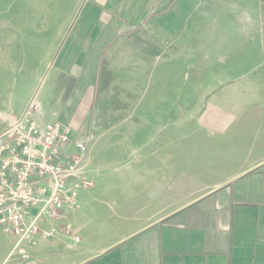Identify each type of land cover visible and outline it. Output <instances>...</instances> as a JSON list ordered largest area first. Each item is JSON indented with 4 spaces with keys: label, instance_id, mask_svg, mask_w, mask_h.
Returning a JSON list of instances; mask_svg holds the SVG:
<instances>
[{
    "label": "crops",
    "instance_id": "0c3cea01",
    "mask_svg": "<svg viewBox=\"0 0 264 264\" xmlns=\"http://www.w3.org/2000/svg\"><path fill=\"white\" fill-rule=\"evenodd\" d=\"M133 1L114 6L120 20L115 19L116 26L128 38V46L144 56L163 51V45L154 43L148 33L123 27L121 19L136 14L135 22L147 20L144 24L150 17L157 23L190 24L196 5V0H146L133 9ZM150 1L155 7L152 13ZM254 15L242 11L232 22L238 29L211 35L209 40L221 41L215 50L208 49L211 57L220 56L210 59L213 70L218 65L228 71H234L235 65L246 66L248 74L264 66V34L258 31L263 23ZM95 25L67 55L75 60L84 57L87 74L98 63L92 39L98 34ZM67 37L60 38L56 57ZM50 40L40 45L46 56L29 53L25 59L0 52V136L34 98L41 107L36 115L40 124L61 123L53 115L46 116L40 100L53 68ZM123 51L111 56L131 54ZM191 69L196 71V66ZM102 70L111 75L108 67ZM205 70L209 71L208 65ZM71 71L72 67L65 68V73ZM236 80L221 81L225 84L221 90L229 86V91L206 94L199 104L201 111L187 114V120L180 118L179 103L175 112V96L171 103L159 91L166 88L162 83L146 84L144 94L126 99L118 108L125 115L112 119L115 126H125V148H112L110 152L117 150V154L99 166L89 162L94 186L80 190V208L68 215L65 224L72 226V236L61 225L57 240L29 250V262L11 255L14 245L0 242V264H264V78ZM173 85V94L186 88ZM249 87L254 88L252 93L242 91ZM188 97L194 99L191 90ZM170 107L172 115L166 111ZM166 121H172L171 126L166 128Z\"/></svg>",
    "mask_w": 264,
    "mask_h": 264
},
{
    "label": "rangeland",
    "instance_id": "374dc122",
    "mask_svg": "<svg viewBox=\"0 0 264 264\" xmlns=\"http://www.w3.org/2000/svg\"><path fill=\"white\" fill-rule=\"evenodd\" d=\"M145 1L134 0L133 9L137 5H144ZM118 2L123 0H0V52L9 55L17 53L21 58L24 55L25 59L29 53L45 55V52L40 51V45L44 44L47 38H51L54 62L45 81L46 95L41 93L40 97L43 110L46 116L53 115L59 122L76 131L73 143L89 142L92 167L104 164L117 154V150H113L114 154L110 152L112 148H125V126H115L112 119L125 115V110L118 108L123 107L122 104L126 99L144 94L146 84L152 87H155L154 83L157 82L164 84L166 88L159 91L164 93V97L170 98L171 103L172 96H175V112H177L176 104L179 103L180 118L187 120L185 119L187 114L201 111L199 108L202 106L199 104L204 101L203 97L206 94L213 91L221 93L229 91V86L221 90L220 86L225 85L221 81L237 79V83H246V80L253 82L264 78V72H261L264 71V66L257 72L248 74L244 72L245 69H249L246 66L237 68L235 65L234 71H228L218 65L214 66L213 70L210 67V59L219 60L220 56L211 57L208 51L210 48L215 50L221 44V41L209 40L211 35L235 31L239 28L232 22L238 15H242V11L253 12L254 16L260 17L263 24L258 31L264 34V0H196L191 23L184 25L174 24L171 20L157 23V20H152L151 17L148 23L144 24L143 22L147 20L143 19L139 23L135 22L136 14L129 16L128 19L132 22L127 18L121 19L123 27H131L138 33H148L154 43L163 45L164 50L152 56H144L137 48H130L128 38L125 39L124 33L119 32L115 21V19L119 20V13L114 8L120 6ZM148 8L149 13L155 12L151 1L148 3ZM99 9L101 14L98 16ZM93 10L98 13L94 14ZM93 23L97 24L95 30H98V34L92 36V39L95 38L94 46L98 49L95 58L98 63L97 66L94 63L90 74H87V72L83 73L85 72L83 68L86 66L84 57L75 60L74 57L67 58V55L85 34L88 35L89 27ZM102 34L109 35L105 39L103 37L100 39ZM65 36L68 37L60 52L61 57L60 55L56 57L60 38ZM88 46L90 48V42L87 43ZM91 49L88 56H91ZM121 50H124L123 52L131 50V54H127L126 57L111 56V52L121 55ZM110 60L115 62L109 64ZM67 65L72 67L70 73H65V68L69 69ZM205 65L209 66L208 72L207 69L205 70ZM99 66L100 71L95 74ZM191 66L193 68L196 66V71L192 70ZM106 67L111 75L102 70ZM45 74L42 72L40 75L44 78ZM201 81L204 83L196 84ZM173 84L186 88H177L178 91L173 94ZM190 86H196L190 89L194 93L195 100L188 97L190 90L187 87ZM244 89L247 90L242 91L249 93L254 90L252 87ZM126 108L128 109L127 106ZM139 108L138 105V113H140ZM166 111L170 115L173 114L172 107ZM171 123L172 121H166L165 127L171 126ZM73 146L71 145L70 149ZM16 241L17 239L9 236L5 228L0 225V242L10 246Z\"/></svg>",
    "mask_w": 264,
    "mask_h": 264
},
{
    "label": "built area",
    "instance_id": "2783aa9c",
    "mask_svg": "<svg viewBox=\"0 0 264 264\" xmlns=\"http://www.w3.org/2000/svg\"><path fill=\"white\" fill-rule=\"evenodd\" d=\"M40 111L32 99L0 136V225L17 239L11 255L25 262L30 249L59 238L61 225L72 236V226L65 224L68 215L80 208V190L94 186L89 142L73 143L68 125L40 124Z\"/></svg>",
    "mask_w": 264,
    "mask_h": 264
}]
</instances>
